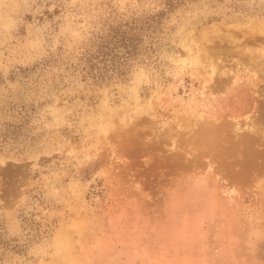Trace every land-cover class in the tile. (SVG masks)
<instances>
[{"label": "rangeland", "instance_id": "obj_1", "mask_svg": "<svg viewBox=\"0 0 264 264\" xmlns=\"http://www.w3.org/2000/svg\"><path fill=\"white\" fill-rule=\"evenodd\" d=\"M0 264H264V0H0Z\"/></svg>", "mask_w": 264, "mask_h": 264}]
</instances>
